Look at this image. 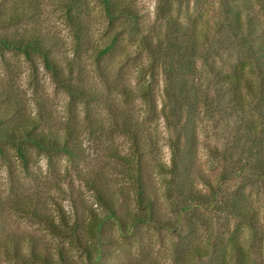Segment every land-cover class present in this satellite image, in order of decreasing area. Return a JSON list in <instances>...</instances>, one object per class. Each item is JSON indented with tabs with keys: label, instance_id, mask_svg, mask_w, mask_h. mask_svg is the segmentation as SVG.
<instances>
[{
	"label": "clouds",
	"instance_id": "clouds-1",
	"mask_svg": "<svg viewBox=\"0 0 264 264\" xmlns=\"http://www.w3.org/2000/svg\"><path fill=\"white\" fill-rule=\"evenodd\" d=\"M120 6L138 17L135 36L126 16L109 28L103 0H0V129L19 126L15 142L0 141V264H35L37 253L51 264H62L61 253L63 264H219L220 244L231 254L233 235L253 264H264V242L257 237L253 246L251 228L226 207L234 201L240 211L257 212L264 226V175L247 152L245 165L225 159L237 142L245 146L246 124L260 120L258 77L245 69L251 91L237 86L240 106L229 77L239 75L242 40L264 41V0ZM169 29L194 35L198 50L187 62L176 51L167 60L158 56ZM116 33V48L98 56ZM213 50L220 54L209 55ZM76 88L82 94L74 98ZM218 93L228 106L222 121L213 111ZM35 137L55 148L38 146ZM137 162L143 197L129 171ZM97 181L120 221H109L106 208L99 214ZM181 190L198 201H190L198 217L190 232ZM141 199L151 202L152 219L137 224L148 215ZM26 207L50 216L62 234ZM94 218L105 230L90 235L86 223Z\"/></svg>",
	"mask_w": 264,
	"mask_h": 264
},
{
	"label": "trees",
	"instance_id": "trees-1",
	"mask_svg": "<svg viewBox=\"0 0 264 264\" xmlns=\"http://www.w3.org/2000/svg\"><path fill=\"white\" fill-rule=\"evenodd\" d=\"M104 6L106 7V12L109 16L122 14L127 15L130 17H135L131 11L127 9H121L120 2L119 3H111L109 0H103ZM76 4L80 3V0H75ZM70 11V9H69ZM69 18L71 21L75 22L76 18L74 16L69 15ZM239 23V30L244 31L245 30V22L238 19ZM188 44H190V48H198V45L196 43L195 37H191L187 39L186 41ZM7 46V45H5ZM241 46L246 48L247 53L251 57H261L263 56V41L256 42L254 40H250L247 37H245L242 42ZM186 47V46H185ZM49 69L52 71H59L58 68H53L51 64L48 65ZM251 68V75L258 77L259 79V88L257 95L255 97L256 104L254 107V111H256L259 116L260 120L257 121H249L245 126V132L246 137L251 141L252 148L248 149V156L255 157V164L252 165V168L254 171L258 172L260 175H264V68L261 65H258L256 68V71H253V68L251 65L247 64L242 60V63L238 64L236 66V71L239 73V75H233L230 76L229 79L234 80L235 84L233 85L234 88H236V97H235V103L237 106H240L242 104V97L239 95V89L238 85L241 82H244L246 86L249 87V90L251 91V82L250 81H244V74L245 69ZM231 91V90H230ZM82 94V90L80 88H76L73 90V96H78ZM19 131V126L13 129H0V141H4L5 139L9 142H15L16 134ZM25 136L31 137L30 132H25ZM31 142L37 143L38 146L44 147L47 146L49 148H55V145H53L50 141L47 139L44 140V144L39 143V137L32 138ZM21 156H23V152L21 151ZM136 175L133 177V179L136 181V188H137V195L138 197H143L144 195V188L143 184L141 182L140 177V167L139 162H137V166L135 168ZM98 187V186H97ZM97 199H99L100 203L103 206V209L106 208L108 212L110 213L109 218L114 219L115 221H120V217L116 215L115 211V205L113 203L112 198L108 197L107 200L105 199V196L103 193L97 188L96 192ZM191 200L197 201L196 197L189 196ZM140 204L142 208H144L145 211H147L148 215L143 217H136L135 223L137 224H144L148 220L152 219L151 216V202H148L147 205H145V201L143 199L140 200ZM26 211L32 212L35 215V218L40 220L42 223H46L48 227L53 231L55 234H62L59 233V229L56 227L54 222L52 221L50 216L45 215L42 212H36L34 209L27 208ZM124 220L127 221L129 219V214L126 212V214H123ZM235 215H239L241 220L248 224V226L251 228L253 232H256L259 230V228H263L264 226H261L259 223V215L257 212L254 211H240L238 209H235ZM103 225V221H100L98 219H93L91 223H86V231L90 235H95L97 232H100V229ZM122 226L123 223H122ZM80 229L79 222L73 229L71 230L72 236L75 238L76 232ZM252 232V233H253ZM253 240V246L255 244ZM232 250L231 254H229V251L225 249L223 246V243L221 242L220 248H219V255H220V261L219 264H253L251 259L248 257L246 253L243 252L242 249L238 247L236 244V236L233 235L232 237ZM34 261L35 263H41V264H51L50 259L47 256H41L38 253L34 255ZM63 253H61V260L63 264Z\"/></svg>",
	"mask_w": 264,
	"mask_h": 264
},
{
	"label": "rangeland",
	"instance_id": "rangeland-1",
	"mask_svg": "<svg viewBox=\"0 0 264 264\" xmlns=\"http://www.w3.org/2000/svg\"><path fill=\"white\" fill-rule=\"evenodd\" d=\"M111 3H121V0H109ZM104 3V2H103ZM105 11H106V7L104 6ZM70 11H69V15L74 16L76 18V20L78 19V15H74L73 14V9L71 7H69ZM109 16V15H108ZM126 16L128 18V20L131 22L132 26H133V30H134V36L136 34V21L138 19L137 16L135 17H130L127 15H122V14H117V15H113V16H109L110 19V24H109V28L113 29L115 27V21L119 20L121 17ZM170 31V35L167 37V48L164 47V41H161L160 47H159V51H158V56L167 60L170 57V54L173 51L179 52L181 54V59L185 62H187L188 58L190 56H193L196 54L198 48H194L191 49L190 48V44H188L186 41L187 39L194 37V35H185L184 37H180V35L178 33L175 32V30L173 29H169ZM119 33H116L115 35L111 36L110 42L108 43L107 47H105L103 49V51L98 53V56H104L107 55L109 53H111L113 51V49L116 48L117 42L119 40ZM79 40L80 37L79 35H77V43L79 44ZM143 45L146 48L151 49V40L149 37H144L143 41H142ZM263 45H264V41H263ZM186 46V47H185ZM241 46V45H240ZM242 47V46H241ZM244 49L243 51V61L246 62L247 64L251 65L253 68V71H256V68L258 65H261L264 68V49H263V56L259 57H251L247 51L246 48L242 47ZM120 51H123V47L121 48ZM224 51H227L226 49H224ZM59 54V53H58ZM219 55L220 51L219 50H213V52L209 53V55ZM229 57H231V53H229ZM153 78L155 79V73ZM231 89H229L230 91ZM146 98L151 99L152 98V90L151 87L149 88V90L145 93ZM76 96H74L75 98ZM177 106H180V101H176ZM214 113L216 114V116L222 121L225 118V115L228 111V106H226L223 101L222 98L220 97V94H217V102L215 103V107L213 108ZM173 115L176 116L177 115V109L174 108L173 109ZM245 141V146H241L239 142H237V144L235 145L234 148V152L233 155H230L228 157H226V160H233L234 161V165L235 166H240V165H245V158H244V152L248 153V149L252 148V143L251 141L246 137V132H245V136L242 138ZM119 142V140H118ZM193 147L192 144H189V150H191ZM235 152H239L240 155L236 156ZM249 157V156H248ZM250 158V157H249ZM240 170H243L242 168ZM129 171H135V169H131L129 168ZM223 179V177H222ZM99 185V182L97 181V186ZM102 193L103 191L101 190V188L98 186L97 187ZM103 195L105 196V194L103 193ZM179 195L182 197L181 200V206L182 209L185 213H187V218H186V222L189 226V232L191 230V224L197 220V214H196V210L195 209H191L189 208L190 205V201L195 203L198 201H193L190 199L189 196H185L184 192L181 190ZM108 197H111V194H108ZM99 200V199H98ZM102 205V204H101ZM227 209L230 211V213L235 214V209H236V205L235 202H229L226 205ZM217 211H223L224 209L221 207H217L216 208ZM103 213V207L99 210V214ZM123 214H126V212H124ZM259 217V216H258ZM109 221H113L114 219L112 218H108ZM259 219V218H258ZM105 230V222L103 221V225L100 229V232H103ZM239 231V229H237V232ZM253 232V231H252ZM252 237L253 240H255V244L257 242V237H259L260 241L264 242V227L263 228H259V230H257L256 232L252 233ZM254 244V246H255ZM213 260L215 261V256L213 257ZM35 264H41V263H35Z\"/></svg>",
	"mask_w": 264,
	"mask_h": 264
}]
</instances>
